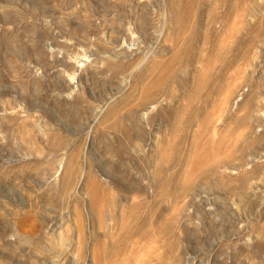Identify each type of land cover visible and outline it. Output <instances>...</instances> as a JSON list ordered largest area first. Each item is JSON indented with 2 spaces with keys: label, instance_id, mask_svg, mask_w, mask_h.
<instances>
[{
  "label": "rangeland",
  "instance_id": "1",
  "mask_svg": "<svg viewBox=\"0 0 264 264\" xmlns=\"http://www.w3.org/2000/svg\"><path fill=\"white\" fill-rule=\"evenodd\" d=\"M0 264H264V0H0Z\"/></svg>",
  "mask_w": 264,
  "mask_h": 264
}]
</instances>
